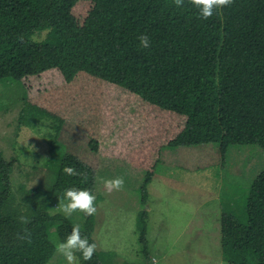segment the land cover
Wrapping results in <instances>:
<instances>
[{"label":"trees","instance_id":"1","mask_svg":"<svg viewBox=\"0 0 264 264\" xmlns=\"http://www.w3.org/2000/svg\"><path fill=\"white\" fill-rule=\"evenodd\" d=\"M60 1L0 0V82H21L50 70L65 82L87 74L183 117L168 148L220 145L221 100L264 138V0H254L243 20L227 7L200 19L192 0H184L181 7L174 0H96L81 26L68 16L52 24L54 5ZM42 32L45 37L33 41ZM141 34L149 37V49L139 47ZM47 156L50 184L45 191L22 185L15 193L10 184L13 165L0 153V264H48L56 245L76 225L51 214L52 203L64 201V190L73 186L94 194V170L59 152L55 142ZM65 166L79 174L66 175ZM244 213L239 248L253 253L256 264H264V169L247 189ZM21 215L30 222L21 224ZM79 225L81 235L95 243L92 216L84 215ZM50 226H56L57 243L49 239ZM136 230L144 255L143 213ZM26 233L27 238H20ZM114 259L95 250L91 261L81 259L80 264H118Z\"/></svg>","mask_w":264,"mask_h":264},{"label":"rangeland","instance_id":"2","mask_svg":"<svg viewBox=\"0 0 264 264\" xmlns=\"http://www.w3.org/2000/svg\"><path fill=\"white\" fill-rule=\"evenodd\" d=\"M253 1L232 0L226 7L243 20ZM95 2H56L52 24L68 16L81 26ZM44 37L42 32L32 39ZM219 117L220 145L168 148L183 117L87 74L65 82L50 70L0 82V153L13 165L15 193L22 185L42 191L49 186L46 161L54 142L59 152L94 170L92 238L96 250L113 254L118 264H256L253 253L239 248V229L246 221L247 189L264 169V138L225 100ZM116 177L124 184L109 192L103 181ZM63 203H52L50 213L81 224L84 214L65 217ZM141 213L144 255L136 230ZM55 227L48 231L53 243ZM48 264L67 262L56 251Z\"/></svg>","mask_w":264,"mask_h":264},{"label":"clouds","instance_id":"3","mask_svg":"<svg viewBox=\"0 0 264 264\" xmlns=\"http://www.w3.org/2000/svg\"><path fill=\"white\" fill-rule=\"evenodd\" d=\"M177 7L184 4V0H174ZM232 3V0H192V6L197 9V15L200 19L207 20L213 16L214 12L219 11ZM139 47L149 49L151 41L147 35L141 34L138 37ZM64 173L69 176L78 175V171L72 166H65ZM105 188L111 192L119 190L124 184L123 177L106 179L103 181ZM64 203L61 205V211L65 217L71 216L74 212H82L85 216H91L96 212L94 201L96 197L88 189L77 188L75 186L66 188L63 193ZM21 224L29 223V218L21 215L19 217ZM27 233L22 239L27 238ZM56 249L61 253L67 264H80V260L91 261L96 250V244L90 243L87 237L81 235V227L76 224L66 239L56 245ZM79 252L77 257L75 253Z\"/></svg>","mask_w":264,"mask_h":264}]
</instances>
